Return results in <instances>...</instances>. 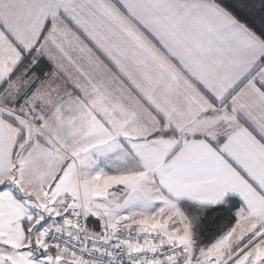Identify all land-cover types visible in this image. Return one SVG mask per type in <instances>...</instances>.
<instances>
[{
    "label": "snow or ice",
    "instance_id": "6c2138e0",
    "mask_svg": "<svg viewBox=\"0 0 264 264\" xmlns=\"http://www.w3.org/2000/svg\"><path fill=\"white\" fill-rule=\"evenodd\" d=\"M0 264H264V0H0Z\"/></svg>",
    "mask_w": 264,
    "mask_h": 264
}]
</instances>
